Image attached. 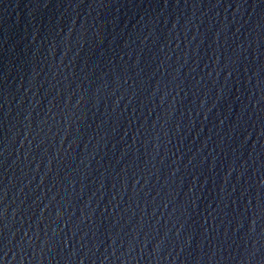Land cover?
Here are the masks:
<instances>
[{
	"label": "water",
	"instance_id": "obj_1",
	"mask_svg": "<svg viewBox=\"0 0 264 264\" xmlns=\"http://www.w3.org/2000/svg\"><path fill=\"white\" fill-rule=\"evenodd\" d=\"M0 264H264V0H0Z\"/></svg>",
	"mask_w": 264,
	"mask_h": 264
}]
</instances>
